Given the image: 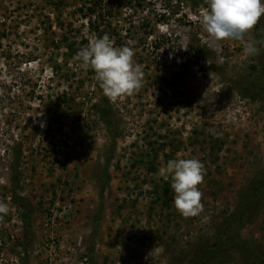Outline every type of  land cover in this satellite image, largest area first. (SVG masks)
Segmentation results:
<instances>
[{
  "label": "rangeland",
  "instance_id": "obj_1",
  "mask_svg": "<svg viewBox=\"0 0 264 264\" xmlns=\"http://www.w3.org/2000/svg\"><path fill=\"white\" fill-rule=\"evenodd\" d=\"M206 9L0 0V264H188L244 202L226 228L242 249L204 264H264V43L244 53L264 42V16L244 41L214 42ZM104 34L134 49L139 92L111 99L79 67L78 51ZM178 158L205 166L199 216L176 210L161 174Z\"/></svg>",
  "mask_w": 264,
  "mask_h": 264
},
{
  "label": "clouds",
  "instance_id": "obj_2",
  "mask_svg": "<svg viewBox=\"0 0 264 264\" xmlns=\"http://www.w3.org/2000/svg\"><path fill=\"white\" fill-rule=\"evenodd\" d=\"M264 16V0H207V9L200 23L214 42L227 39L244 41ZM264 42L248 39L244 44L246 56L259 54V45ZM135 51L130 46L116 47L108 34L95 37L82 47L76 59L83 70L92 69L99 86L111 99L130 96L143 86L142 66L135 60ZM167 179L171 177V188L175 195L176 210L185 218L196 217L204 212L203 193L199 189L204 181L206 169L195 158L172 159L161 169ZM10 207L0 199V222L9 214ZM205 220L208 218L205 217Z\"/></svg>",
  "mask_w": 264,
  "mask_h": 264
},
{
  "label": "trees",
  "instance_id": "obj_3",
  "mask_svg": "<svg viewBox=\"0 0 264 264\" xmlns=\"http://www.w3.org/2000/svg\"><path fill=\"white\" fill-rule=\"evenodd\" d=\"M93 3H95V2H93ZM97 5H98V3H97ZM92 8H93L92 5H90L89 7H86V9L89 11V15H91V13H93ZM89 25H91V22L89 23ZM94 29L96 30V28H94ZM99 34H100V32L97 33V35H99ZM68 47L70 48V46H68ZM92 107L94 109H96V112H98L100 116H101V114H103V112L99 108H97L96 104H93ZM107 108L108 107H106V109ZM259 188H260V185L256 186L255 190H259ZM247 199H249V197H247ZM244 200H246V199L244 198ZM245 204L246 203L244 202L241 206L237 207L232 213H230V215L228 217V221H227L228 225L231 222L234 223L235 220H237V222L242 221L243 214H244V208H246L248 206V205L245 206ZM243 205L245 207H243ZM250 208L252 209V206H250ZM228 225L227 224L224 225V228L222 227L221 232L218 233V237L220 234H222V241H219L217 243H213L212 248L209 247L208 249H202V252L199 255H197L198 260L194 261L193 259H189L188 264H202V263L204 264L205 262L209 261V259H211V260L217 259L218 255L220 253L219 249L221 251H224V249L228 248V247L235 248V249H242V246L235 239V233L229 234L228 231L226 230ZM216 236H217V234H216ZM246 250L250 255L249 249L246 248Z\"/></svg>",
  "mask_w": 264,
  "mask_h": 264
}]
</instances>
